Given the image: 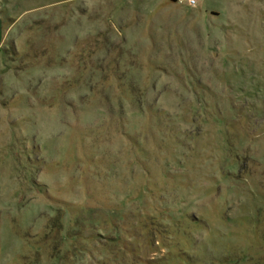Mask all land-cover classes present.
Wrapping results in <instances>:
<instances>
[{"label":"rangeland","instance_id":"rangeland-1","mask_svg":"<svg viewBox=\"0 0 264 264\" xmlns=\"http://www.w3.org/2000/svg\"><path fill=\"white\" fill-rule=\"evenodd\" d=\"M0 264H264V0H0Z\"/></svg>","mask_w":264,"mask_h":264},{"label":"built area","instance_id":"built-area-1","mask_svg":"<svg viewBox=\"0 0 264 264\" xmlns=\"http://www.w3.org/2000/svg\"><path fill=\"white\" fill-rule=\"evenodd\" d=\"M192 2H194V3H195V2H196V0H192Z\"/></svg>","mask_w":264,"mask_h":264}]
</instances>
